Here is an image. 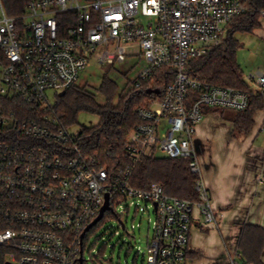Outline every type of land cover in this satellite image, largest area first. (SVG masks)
Here are the masks:
<instances>
[{"label": "built area", "instance_id": "obj_1", "mask_svg": "<svg viewBox=\"0 0 264 264\" xmlns=\"http://www.w3.org/2000/svg\"><path fill=\"white\" fill-rule=\"evenodd\" d=\"M252 9L264 17V7L249 0H26L21 13L11 15L0 0V247L6 262L82 264L83 255L86 264L82 234L109 194L112 208L105 213L117 217L114 205L122 202L154 207L148 264H186L196 211L215 228L223 219L204 179L197 126L209 107L245 110L252 96L193 75L188 63L223 44L229 23ZM136 44L147 61L137 85L163 66L174 68L173 80L159 93L147 92L149 102L138 109L140 121L125 142L131 164L112 170L81 130L60 121L47 91L61 95L76 84L100 48L99 61L114 65ZM247 79L264 95L263 69ZM12 99L16 109H7ZM159 152L189 159L197 199L169 194L158 182L132 184L137 164ZM239 254L227 243L221 264H252Z\"/></svg>", "mask_w": 264, "mask_h": 264}, {"label": "trees", "instance_id": "obj_2", "mask_svg": "<svg viewBox=\"0 0 264 264\" xmlns=\"http://www.w3.org/2000/svg\"><path fill=\"white\" fill-rule=\"evenodd\" d=\"M25 2L26 0H4L7 11L11 15L21 13ZM249 2L256 7H264V0H249ZM259 17V12L253 9L235 17L228 25L223 44L212 48L205 56L190 59L188 63V70L193 75L216 85H231L252 92L249 107L233 112L235 129L242 133L249 132L254 123L256 111L264 107V95L256 94L246 82L244 71L237 58L240 47L238 34L251 32L257 28ZM173 73V67H160L155 70L150 79L142 81L140 85L134 81L131 88L119 95L117 83L106 75L100 86V91L106 96L104 104L97 100L96 95L87 86L74 84L66 90L64 95L59 96L53 110L60 121L67 126L77 122L80 111L97 113L100 117L99 123L95 126L83 127L82 140L88 148L98 150L103 161L112 170L126 167L131 164L129 156L125 153L126 138L130 130L140 121L138 109L149 102L147 90L149 88L164 90L173 80ZM8 102L7 109H16L14 99ZM22 108L28 111L31 109L27 105ZM197 177L190 170L189 159L145 156L135 167L131 182L140 188H148L152 183L158 182L169 194L195 200L198 198L195 188ZM114 217L117 216L113 212H106L104 217L86 232L84 250L89 235L109 218ZM241 225L237 244L243 261L264 264V227L247 222ZM6 258V248L0 247V264H5Z\"/></svg>", "mask_w": 264, "mask_h": 264}, {"label": "crops", "instance_id": "obj_3", "mask_svg": "<svg viewBox=\"0 0 264 264\" xmlns=\"http://www.w3.org/2000/svg\"><path fill=\"white\" fill-rule=\"evenodd\" d=\"M244 33H248L245 39L238 36L237 58L246 82L256 89L247 74L256 69L250 63L256 58L262 61L257 69L264 70V17H259L257 28ZM228 109L232 108H208L197 126L204 179L210 187L214 206L223 212V219L220 227L215 228L206 225L203 216L196 211L186 264H221L226 260V251L213 247L209 237L205 238V243L196 241L195 231L205 228L211 229V233L220 231L226 243H237L243 222L264 227V107L256 111L247 133L235 129L233 111L236 109H232V113Z\"/></svg>", "mask_w": 264, "mask_h": 264}, {"label": "rangeland", "instance_id": "obj_4", "mask_svg": "<svg viewBox=\"0 0 264 264\" xmlns=\"http://www.w3.org/2000/svg\"><path fill=\"white\" fill-rule=\"evenodd\" d=\"M248 33H239L241 40L245 39ZM249 48L248 46H245ZM244 50L245 49H241ZM240 50V51H241ZM103 51V47L90 57L87 67L81 71L76 84L87 86L95 95L100 103L106 102V96L100 91L103 78L107 75L118 85V95L126 92L134 84L135 78L140 71L147 65L139 44L129 49L128 57L124 62H116L114 65L102 64L98 55ZM242 52V51H241ZM240 52V53H241ZM261 59L251 60L254 70L261 65ZM253 70V71H254ZM60 90L50 89L47 91L49 101L55 106L59 99ZM118 99V98H117ZM234 110V109H233ZM228 109L229 112L233 111ZM235 111V110H234ZM233 111V112H234ZM100 117L91 111H80L77 122L72 124L71 130H81L83 127L95 126L99 123ZM158 156H166L159 152ZM127 202L115 204V210L119 217L109 218L96 231L92 232L87 238L84 256L86 264H148L145 259L148 241L153 237V220L155 211L153 206L147 207L145 203L128 207ZM121 221L124 222L123 227ZM132 224L136 227L132 228ZM211 229L195 231L194 239L205 243V238L209 237V242L213 247H221L227 251V241L224 240L220 231L209 232ZM210 234L213 235L210 237ZM232 251L238 249V244L228 242ZM211 245V246H212ZM211 246H208L212 248ZM241 254V253H240ZM239 259L243 261L242 255Z\"/></svg>", "mask_w": 264, "mask_h": 264}, {"label": "water", "instance_id": "obj_5", "mask_svg": "<svg viewBox=\"0 0 264 264\" xmlns=\"http://www.w3.org/2000/svg\"><path fill=\"white\" fill-rule=\"evenodd\" d=\"M148 93H152V92H156V93H159L160 92V89L159 88H149L147 90ZM65 92H61V95H64ZM112 206L110 205V200H109V194L106 195V202L105 204L103 205L101 211H100V214L97 216L96 219H94L89 225L88 227L86 228V230L84 231V233L82 234V237H84L85 233L91 228L93 227L95 224H97L103 217H104V214H105V211L108 210V209H111ZM122 225L123 227H125V224L124 222H122ZM80 262L83 264L84 262V257L83 255L81 256L80 258ZM5 264H9L8 262H6Z\"/></svg>", "mask_w": 264, "mask_h": 264}]
</instances>
